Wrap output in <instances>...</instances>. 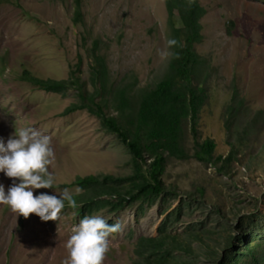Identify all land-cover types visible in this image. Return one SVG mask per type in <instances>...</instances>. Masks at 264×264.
Here are the masks:
<instances>
[{"label":"rangeland","instance_id":"obj_1","mask_svg":"<svg viewBox=\"0 0 264 264\" xmlns=\"http://www.w3.org/2000/svg\"><path fill=\"white\" fill-rule=\"evenodd\" d=\"M199 2L194 49L206 65L202 81L194 80L202 88L196 133L215 142L213 157L221 160L195 156L188 116L175 147L163 153L164 190L153 193L141 191L132 151L99 115L69 110L83 102L77 88L47 91L23 75H77L91 92L97 39L111 86L136 80L137 94L156 85L172 59L158 54L174 38L166 0H80L78 23L75 0H0V137L19 127L48 135L53 187L81 189L78 207L65 205L56 220L25 218L0 204V264H61L71 227L85 214L122 225L109 235L102 264H264V0ZM153 158L138 161L144 172ZM89 176L98 182L75 184ZM12 179L0 172L5 191ZM107 186L114 192L102 193Z\"/></svg>","mask_w":264,"mask_h":264},{"label":"trees","instance_id":"obj_2","mask_svg":"<svg viewBox=\"0 0 264 264\" xmlns=\"http://www.w3.org/2000/svg\"><path fill=\"white\" fill-rule=\"evenodd\" d=\"M75 1L77 6L74 20L78 23L82 12L80 0ZM166 7L173 36L178 42V46H173V53L178 55H172L167 73L156 85L139 88L138 95L133 92L136 80L122 81L113 86L109 84L106 59L100 53V42L97 39L91 47L93 63L90 80L94 87L91 92L87 90L86 82L81 81L75 73L70 81L41 80L23 75V78L32 80L47 91H56L69 85L77 88L83 102L69 110L88 107L102 118L110 130L123 139L137 161V174L141 176L142 192L159 193L164 190L160 179L165 164L163 153L166 149L172 150L175 147L178 138L183 134L188 116L192 121L191 131L196 137L195 156L216 165L221 160V156L213 157L215 142L210 139L200 142L196 133L202 88L195 85L194 80L202 81L206 64L195 51L194 42L201 39L199 31L202 25L199 20L204 13V7L199 0H166ZM175 16L181 19V26H177ZM107 109H112L114 113ZM147 154L154 158L148 163V171L144 172L142 164L138 161H147ZM230 157L231 155L226 160H230ZM95 181L98 182L96 178L89 176L78 179L75 184ZM106 189L107 191L105 188L101 189V192L107 194L114 192H111L112 188L109 186ZM79 198V195H74L76 201L81 200ZM146 242L151 245L157 243V239L148 238Z\"/></svg>","mask_w":264,"mask_h":264},{"label":"clouds","instance_id":"obj_3","mask_svg":"<svg viewBox=\"0 0 264 264\" xmlns=\"http://www.w3.org/2000/svg\"><path fill=\"white\" fill-rule=\"evenodd\" d=\"M165 44L166 48L158 51L161 57L178 55L169 51L172 46H178L175 38H167ZM53 159L49 136L33 127L13 128L6 139L0 137V172L13 178L6 191L0 183V204L7 205L25 218L34 213L41 221L56 220L65 202L77 208L74 195L80 192L79 186L71 191L67 187H53L54 176L49 171ZM49 187L53 189L52 193L33 195V189ZM121 228L118 220L108 223L99 214L83 215L72 225L64 242L67 255L61 264H102L108 251L109 235Z\"/></svg>","mask_w":264,"mask_h":264}]
</instances>
